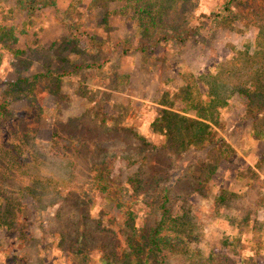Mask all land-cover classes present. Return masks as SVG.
<instances>
[{
	"label": "rangeland",
	"instance_id": "374dc122",
	"mask_svg": "<svg viewBox=\"0 0 264 264\" xmlns=\"http://www.w3.org/2000/svg\"><path fill=\"white\" fill-rule=\"evenodd\" d=\"M151 1L171 13L156 21L153 39L191 35L143 53L142 27L120 11L122 1L57 0L29 14L18 0H0V100L10 103L0 143H16L15 119L37 131L29 169L18 165L6 183L24 208L14 222L2 220L0 264H103L104 254L127 248L128 214L137 231L161 219L165 187L170 219L187 208L195 222L191 234L168 240L167 264H264V137L237 86L250 85L246 71L264 63V0ZM230 1L231 16L213 14ZM21 79L29 89L9 96ZM183 116L211 131L201 148L180 152L167 140L165 119ZM56 126L81 135L85 154L56 156ZM92 161L126 201L105 197ZM33 175L37 197L21 195L17 182ZM136 178L145 183L134 191Z\"/></svg>",
	"mask_w": 264,
	"mask_h": 264
},
{
	"label": "trees",
	"instance_id": "16d2710c",
	"mask_svg": "<svg viewBox=\"0 0 264 264\" xmlns=\"http://www.w3.org/2000/svg\"><path fill=\"white\" fill-rule=\"evenodd\" d=\"M103 1V0H102ZM109 1V0H108ZM124 4L120 8V11L124 14H129L131 18L138 20L140 26L142 27V37L143 40L139 43L138 49L143 53H149L157 48L160 42L168 40H185L191 33L188 30H179L175 35H168L167 33H159L156 39H153L154 29L156 26V21L160 20L161 23H165L169 18V12L160 11L157 9L151 0H119ZM18 4L25 9L29 14H33L36 11L42 10L48 6H56L57 0H18ZM232 2H228L224 5L222 11L213 13L219 18H226L233 14V9L231 6ZM29 25V21L23 22V27L26 28ZM100 42V43H99ZM92 43L99 46L102 42L97 38L93 37ZM95 46V47H96ZM251 64V63H250ZM251 69V65L248 66ZM242 72V71H240ZM251 83L248 85L245 82L237 84L238 88L245 94L247 99V115L252 119L254 133L263 138L264 137V63L258 65L257 68L251 71ZM236 75V74H235ZM29 89L25 84V80H17L16 82L10 83L7 93L9 96H13L16 92L15 90ZM7 100V98H5ZM4 99L0 100V128L6 127V115L3 112L7 111L10 103ZM11 100V99H10ZM14 120V119H13ZM167 128H165V136L167 140H173V144L177 146V150L180 152L186 151L190 146H195L201 148L203 144L209 139L211 134L208 129H206L207 124L203 121L196 120L195 118L183 116L175 119L172 117H167ZM33 122V121H32ZM25 122L23 119H15L11 121L12 139L15 144H8L6 142L0 143V206H4L3 211L0 213V226L3 225V221L6 219L8 222H14L17 218V211L23 209L24 205L21 200L13 199L7 191V182L13 183L16 180L18 165H24L26 169L30 167L29 157L31 155L30 144L35 131L34 122ZM68 132V131H67ZM62 128L56 126L53 133V149L56 156L69 155L74 149L77 154L84 153L82 147H88L81 135H64ZM11 136V135H10ZM77 136V137H76ZM68 141L62 145L60 149V144L63 141ZM75 140L77 144H73ZM20 148V149H19ZM58 148V149H56ZM22 150V157H20V162H17V151ZM85 154V153H84ZM29 161V162H27ZM68 161V160H66ZM27 162V163H26ZM262 161L257 164L260 168ZM72 172L75 171L77 162L75 160H70L66 165ZM91 171L95 172L94 179L104 180L99 181V187L102 192L105 193V197L115 204L126 201L125 197H121L120 193L123 189L117 187H112L110 177L105 175L104 170L99 168V164H95L94 161L91 163ZM27 181H26V180ZM25 179H21V182H26L25 185H21L19 182L17 184L20 186L19 193L28 197H37L36 194V183L38 182L37 177L26 176ZM29 181V182H28ZM133 182V183H132ZM134 191H137L142 185L143 181L140 178H136L131 181ZM38 188V187H37ZM168 189L165 187L163 189L164 200L160 206L161 208V219L157 221L156 225L147 226L142 230L137 231L136 227V216L129 215L128 225L133 230L130 238L128 239L127 248L122 252L121 255L116 253H107L103 255V264H167V257L165 249L169 246L168 240L171 236H175L174 239H181L182 235L191 234L194 225V215L193 213L184 208L182 212L174 214L173 218L170 219L172 214L171 207L168 206L170 202V197L168 196ZM20 199V198H18ZM19 212V211H18ZM3 220V221H2ZM156 222V221H155ZM195 237V236H193Z\"/></svg>",
	"mask_w": 264,
	"mask_h": 264
}]
</instances>
